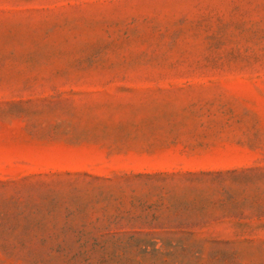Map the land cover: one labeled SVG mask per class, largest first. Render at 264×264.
Masks as SVG:
<instances>
[{
	"label": "rangeland",
	"instance_id": "obj_1",
	"mask_svg": "<svg viewBox=\"0 0 264 264\" xmlns=\"http://www.w3.org/2000/svg\"><path fill=\"white\" fill-rule=\"evenodd\" d=\"M0 264H264V0H0Z\"/></svg>",
	"mask_w": 264,
	"mask_h": 264
}]
</instances>
